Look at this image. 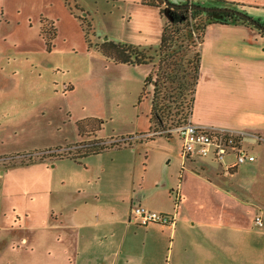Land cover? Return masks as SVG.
I'll use <instances>...</instances> for the list:
<instances>
[{
    "label": "crops",
    "instance_id": "obj_1",
    "mask_svg": "<svg viewBox=\"0 0 264 264\" xmlns=\"http://www.w3.org/2000/svg\"><path fill=\"white\" fill-rule=\"evenodd\" d=\"M175 2L233 4L264 22V0ZM28 7L32 16L24 15ZM59 9L64 15H74L65 0H0V53L7 40L14 49L26 44L0 61V77L7 81L0 86V109L40 106L58 95L50 77L55 67L50 65V56L56 50L53 40ZM19 21L23 23L21 37L15 39L11 33ZM42 21L54 28L49 48L41 32ZM85 38L89 51L92 45ZM199 48V78L189 118L198 125L244 133L254 161L224 174L206 159L183 162L179 152L162 149L153 156L141 151L147 140L172 138L141 134L125 136L128 140L121 147L108 151L109 162L102 156L98 166L85 174L81 167L88 169L83 161L89 156L81 163L49 156L74 143L50 136L13 139L22 144L8 149L12 153L7 157L21 160L26 153L33 160L0 167V256L5 255L0 264H10L14 255L18 263L36 258L34 264H264V226L254 222L258 215L264 222V34L247 23L212 21L203 30ZM25 77L31 81L24 83ZM73 90L71 84H62V93ZM77 137V142L83 138ZM0 141L11 139L0 136ZM155 157L177 166L167 179L150 184L146 173ZM55 160L72 164L63 171ZM139 163L141 173H137ZM95 171L98 182L89 176ZM174 188L179 192L177 202ZM132 202L173 213L174 223L142 226L129 222Z\"/></svg>",
    "mask_w": 264,
    "mask_h": 264
},
{
    "label": "rangeland",
    "instance_id": "obj_2",
    "mask_svg": "<svg viewBox=\"0 0 264 264\" xmlns=\"http://www.w3.org/2000/svg\"><path fill=\"white\" fill-rule=\"evenodd\" d=\"M65 1L73 10L75 18L64 15L60 9L58 10L57 36L53 40L56 50L50 56V65H55L52 70L54 75H50V77L56 82L54 86L57 88L58 95L47 103L40 104V106L34 104L23 108L14 105L10 110H7L8 107L0 109L1 112H9L8 114H0V136H9L11 139L8 142L0 141V157H2L0 158V167L10 164L7 156L12 152H7V150L12 146L20 147L19 145L22 143L19 140L20 138L23 139L24 136L26 139V136H50L60 141L76 143L77 136H79L76 122L81 120L93 125L95 120H98L101 126L95 134L92 128H89L90 138L95 135L105 140L111 138L116 140L118 137V140H121V136H140L154 127L160 129L164 125L175 126L183 122L180 115L187 112L186 106L189 103V96L183 100L181 98L183 102L181 108H178L179 99L167 102L171 110L170 115L159 125L152 123L148 128L154 84L153 80L146 81V78L158 66L155 50H149L147 53L153 58L151 62L141 65H127L114 63L103 56L98 50V45L96 48V44L105 40L130 43L145 50L155 48L159 43L161 21L166 18L164 6L161 8L162 15L160 17L158 9L143 7L134 0ZM169 1L178 4L175 0ZM27 14L33 15L29 7L26 8L24 15ZM197 18V22L204 20L203 15ZM22 25L23 23L20 22L19 26L11 33V35L14 34L15 39L21 37ZM53 31L54 28L49 23L42 21L41 32L44 38L46 37L45 40L50 38ZM32 35L36 38L35 34ZM194 35H196V31H194ZM84 37L92 45V49L89 51L84 45ZM4 43L5 51L0 53V61H4L7 54L9 55L16 49L26 46V44H21V46H15L16 49H14L10 40ZM184 47L183 43L182 47L179 48L181 51L179 50L174 58L175 60L182 57ZM20 55L14 56L19 57ZM179 63L178 68L180 69L184 65L183 61H179ZM164 68L165 66L162 65L161 70ZM30 81L29 78H24V83ZM63 83L66 86L71 84L74 87L73 92L62 93ZM6 84V78L0 77V86ZM179 87L184 91L181 82L176 80L172 83H166L163 91L166 89L167 92L172 90L171 92L176 93L175 90ZM156 136H170L172 138L168 140L165 137H160L155 138L154 141L147 140L140 150L145 149L153 156H156L162 149L169 150L173 154L179 152L180 141L176 135L160 134ZM104 142L105 144L110 143V141ZM115 148L117 147H108L101 155H90L83 161L84 166L86 164L88 169L84 170L82 166V172L85 174L92 172V169L98 166L102 156L106 162H109L111 155L108 151ZM154 160L155 162L151 164L146 173V181L150 184L160 179H167L168 173L177 166L174 161L166 162L163 157H155ZM13 161L19 162L17 158ZM206 161L209 162V160ZM55 162L62 166L63 171H68V165L72 164L68 160H55ZM209 163L216 166L215 163ZM140 169L139 163L137 173H141ZM178 171L180 172V169ZM96 173L97 171L89 176L94 180ZM96 181H99L97 177ZM4 256H0V263H2ZM35 260L36 258L27 257L18 263V259L14 255L10 258V264H34Z\"/></svg>",
    "mask_w": 264,
    "mask_h": 264
},
{
    "label": "trees",
    "instance_id": "obj_3",
    "mask_svg": "<svg viewBox=\"0 0 264 264\" xmlns=\"http://www.w3.org/2000/svg\"><path fill=\"white\" fill-rule=\"evenodd\" d=\"M142 4L153 6L159 8L160 15H162L161 8L164 6L166 8V18L162 23V30L160 35V40L158 45L155 48H149L148 50L141 49L139 46L123 43V42H112V41H103L98 44V49L100 52L107 57L108 59L113 60L115 63H122L127 65H141L146 64L152 61V57L148 55V51L154 49L158 57V66L157 69L151 71L150 75L146 78V81L153 80V90L151 94V107L149 112L150 124L152 123H161L166 117L170 114V106L167 102H173L179 99L178 108L182 106V100L189 96V103L187 104V112L181 114L182 121L187 119V116L190 115L195 86L199 78V69H200V43L202 41L203 30L205 26L217 20L225 21H237L242 23H247L249 25L255 26L251 22H248L245 18L239 16L235 11L239 10L233 4L228 7L233 9L232 11H221V12H210L202 11L196 8L184 7L181 4H178L174 7L169 6L171 3L168 0V4H165L164 0H142ZM204 16L203 22H197L200 16ZM259 22V20H256ZM264 26V22H259ZM51 26V25H50ZM53 27V26H52ZM194 31L196 35L193 36ZM264 34V32L262 31ZM55 32L53 31L49 39H46V45L49 48L50 43L54 37ZM46 38V37H45ZM184 47V53L179 60H175L179 48ZM181 51V50H180ZM179 61H183V67L180 66ZM164 65V70H161V66ZM178 80L181 82L182 87L176 88V93L171 91L167 92L165 88L166 83H172ZM173 93V94H172ZM182 98V100H181ZM182 103V104H181ZM179 111V110H178ZM177 111V112H178ZM183 115V116H182ZM169 120V118H168ZM166 120V121H168ZM98 120H95L93 125H89L79 120L76 122V127L79 136L83 138L72 144L69 147H65L63 151L56 149L57 152L50 153V157H67L74 160L77 163H81L82 160L90 155L98 154L108 147L118 146L119 143H115L112 140L109 144H105L102 139L97 138L95 135L90 138V133L88 132L89 128H92L94 134L98 128H100ZM166 125L161 126L160 129L165 128ZM92 132V131H91ZM85 135V137H84ZM126 140V137L121 138V140ZM118 144V145H117ZM24 154L19 160L20 163H29L33 160L31 155L26 159ZM15 156L9 157V165L15 164Z\"/></svg>",
    "mask_w": 264,
    "mask_h": 264
},
{
    "label": "built area",
    "instance_id": "obj_4",
    "mask_svg": "<svg viewBox=\"0 0 264 264\" xmlns=\"http://www.w3.org/2000/svg\"><path fill=\"white\" fill-rule=\"evenodd\" d=\"M176 135L180 141L179 156L183 162L193 159H206L219 166L224 174H231L238 166L246 162H252L255 155L245 146V135L242 132L227 130L225 128H213L193 123L189 117L175 126H166L163 129L151 128L141 136L155 137L156 135ZM128 140H114L115 143H125ZM172 195L177 202L179 200L178 188L172 189ZM131 215L129 222L138 225L151 223L172 225L175 214L150 210L135 202L131 203ZM254 222L263 227L261 216H255Z\"/></svg>",
    "mask_w": 264,
    "mask_h": 264
},
{
    "label": "water",
    "instance_id": "obj_5",
    "mask_svg": "<svg viewBox=\"0 0 264 264\" xmlns=\"http://www.w3.org/2000/svg\"><path fill=\"white\" fill-rule=\"evenodd\" d=\"M165 4H168V0H164ZM178 4H174V3H169V6L174 7ZM181 6L184 7H191V8H196L202 11H210V12H221V11H232L233 9L228 8V7H218V6H204V5H200V4H195V3H183L181 4ZM239 16L245 18L248 22H251L252 24H254L255 26H258V28L264 32V26H262L259 22H257L256 20H254L251 16H249L248 14H246L245 12L242 11H235Z\"/></svg>",
    "mask_w": 264,
    "mask_h": 264
}]
</instances>
